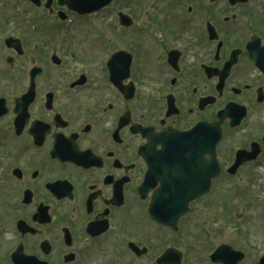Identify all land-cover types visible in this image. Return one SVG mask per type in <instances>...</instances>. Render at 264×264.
I'll use <instances>...</instances> for the list:
<instances>
[{
	"label": "flooded vegetation",
	"instance_id": "flooded-vegetation-1",
	"mask_svg": "<svg viewBox=\"0 0 264 264\" xmlns=\"http://www.w3.org/2000/svg\"><path fill=\"white\" fill-rule=\"evenodd\" d=\"M263 219L264 0H0V264H264Z\"/></svg>",
	"mask_w": 264,
	"mask_h": 264
},
{
	"label": "water",
	"instance_id": "water-1",
	"mask_svg": "<svg viewBox=\"0 0 264 264\" xmlns=\"http://www.w3.org/2000/svg\"><path fill=\"white\" fill-rule=\"evenodd\" d=\"M219 136H220L219 131H207L206 139H205V149L204 148H200V153H202V159H204L205 162L201 166H199L198 169H200L203 172L205 170L204 175L206 176V181L204 183H200V185L205 184L206 189H207L208 184H209V179L211 177H213V175H214L213 173H210V172L212 171V169L214 167V163H213V161H214L213 160L214 147H215V144H216ZM177 158L182 160L184 162V164H189V163H191V161L193 162L192 157L190 158L188 163H186V161H185L183 156H179ZM164 167H165V169H167V173H168L169 176H176L174 173L171 174L172 170L175 167V164H173L172 166L165 165ZM178 175L181 176V175H183V173L180 172V173H178ZM174 183H176V182H174ZM167 184H169V183H167ZM171 184H173V183L171 182ZM183 185L184 184H182L180 186H183ZM202 193H204L203 189L197 191V193H194L193 195L188 196L187 198L190 200L192 197L201 195ZM178 195H179V197H183V199L186 198L185 197L186 196L185 195V191H184L183 188H180L178 190ZM182 212L183 211H181L178 215H175V218H178V216H180L182 214ZM175 264H177V263H175Z\"/></svg>",
	"mask_w": 264,
	"mask_h": 264
},
{
	"label": "rangeland",
	"instance_id": "rangeland-1",
	"mask_svg": "<svg viewBox=\"0 0 264 264\" xmlns=\"http://www.w3.org/2000/svg\"><path fill=\"white\" fill-rule=\"evenodd\" d=\"M228 188H229V184H223L222 185V189H221L222 190L221 192L223 194L219 195V194H217L216 191H214V192L211 193V195L209 197H207V199H206L207 202L212 204L215 201L216 197L219 196L220 199L222 200V202H226L227 205L231 206V204L234 203L233 199L228 194L224 193L226 190H229ZM206 200H205V202H206ZM237 200H239L240 202L241 201H243V202L245 201V200H241L239 198H237ZM212 206H214V204ZM202 209H200V211H202ZM209 210H210V213L206 215L205 219H206V221L208 223H212L214 220H217V213L212 209V207H211V209L209 208ZM209 210L204 209L203 212L207 213V212H209ZM225 211H228V209L223 210L221 212L222 216H225ZM254 218H257V217H254ZM262 224H264V219L260 223V226L257 225V227L253 228L252 230H250V232L246 236V237H248V241H250V245H257L259 242H261V243L264 242V229H262V227L264 225H262ZM240 237L241 238L236 239L235 241L237 242V247L242 249L243 248V243L242 242H245L246 240H245V237H243V236H240ZM220 241L223 242L224 240L222 239ZM217 243L219 244V242H217ZM247 248H246V250H247ZM249 263H250V261H247V262H244L242 264H249ZM189 264H195V263H191L190 262ZM196 264H198V263H196Z\"/></svg>",
	"mask_w": 264,
	"mask_h": 264
}]
</instances>
